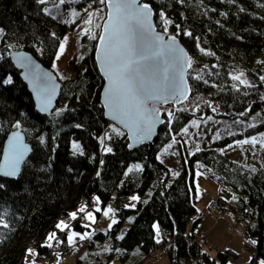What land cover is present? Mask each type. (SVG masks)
Here are the masks:
<instances>
[{
  "label": "trees",
  "instance_id": "obj_1",
  "mask_svg": "<svg viewBox=\"0 0 264 264\" xmlns=\"http://www.w3.org/2000/svg\"><path fill=\"white\" fill-rule=\"evenodd\" d=\"M144 1L153 11L157 30L166 28L177 37L192 61L187 75L191 95L183 107L193 104L198 106L197 114L215 112L228 118L264 115L260 79L264 68L257 64L264 60V0ZM97 2L84 0L74 7ZM50 3L0 0V28L5 33L0 38V157L4 140L17 122L31 148L16 179L0 177L4 185L0 219L8 224L0 225V264H24L29 250L36 261L59 263L68 237L57 223L82 206L98 219L112 198L117 223L111 229L84 227L79 218L70 223L73 231L89 234L85 258L73 264H143L152 253L165 249L173 264H227L236 258L234 252L225 249L211 256L193 235L201 220H193L199 214L195 172L237 194L228 208L218 198L219 207L237 215L247 228L244 237L256 241L248 264L264 260V170L231 161L215 149L189 154L180 147L181 169L172 175L157 155L193 117L180 106L161 108L163 123L150 151L145 145L129 150L126 135L104 119L103 81L93 59L96 39L88 41L84 58L70 60L71 77L62 79L52 70L57 49L73 24L47 15L44 9ZM161 12L170 24H164ZM18 50L32 54L60 82L56 108L49 116L35 111L20 72L9 59L10 52ZM241 73L245 78L240 80L246 83L232 78ZM9 78L11 83H4ZM73 144H79V150ZM133 195L139 198L135 207H126ZM51 232L56 239L49 241ZM97 249L99 253L88 261Z\"/></svg>",
  "mask_w": 264,
  "mask_h": 264
},
{
  "label": "snow or ice",
  "instance_id": "obj_2",
  "mask_svg": "<svg viewBox=\"0 0 264 264\" xmlns=\"http://www.w3.org/2000/svg\"><path fill=\"white\" fill-rule=\"evenodd\" d=\"M98 2L108 8L104 24L95 25L97 28L102 27L103 30L97 36V34L91 33V29H85V34L89 35L90 39L98 38L100 42L99 60L107 80L105 106L109 109L114 120L123 123L130 132L142 140L151 135L153 127L159 121V105L169 101L175 103L181 101L182 98H187L184 76L186 68L191 67L192 61L182 54V50H177L174 47L175 36L169 38L172 43L166 44L163 35L155 33L151 22L152 11L147 3H141V0H98ZM38 3L46 4L47 0H38ZM65 3L66 0H59V4L56 6L59 7ZM44 11L47 12L48 9L45 8ZM102 11L103 9H100L96 14ZM73 15H77V13L74 12ZM92 15V13L89 14V18L85 21L86 24L92 23ZM160 17L165 25L171 23L165 18L163 12L160 13ZM101 18L103 19V17ZM165 31H167L166 28ZM187 34L191 35V33ZM4 35V30L0 28V38ZM59 51L60 54L63 53V44ZM17 62L21 67H31V61L27 58L18 57ZM241 75L243 74L241 73ZM232 78L240 80V76ZM37 79H40L44 85L45 95L42 98V111H48L51 98L55 94V85L52 84L49 87L47 74L39 76ZM196 79H200V77L197 76ZM260 79L264 81V76ZM240 82L246 83L243 80ZM4 83H11V79L9 78ZM38 95L41 93L38 92ZM169 117H171V113H169ZM14 126L19 128V122ZM184 131L187 132V129ZM41 142L43 141L41 140ZM237 143L252 144L253 146L260 143L264 147V135L260 141H257L256 137H251L237 141ZM73 148L79 150L80 145L73 144ZM28 151L27 145L23 143V137L18 132L12 133V140L4 154L3 162L0 163V175L17 177ZM107 151H111V149L109 148ZM136 167L139 169L140 166ZM2 188L4 185L0 184V189ZM131 199L138 200L139 198L133 196ZM131 207L134 208L135 205H131ZM79 211L84 213L85 208L81 207ZM95 211L100 212L101 209L96 208ZM110 212L109 208L103 212V215L108 217ZM70 215L72 219L77 218L76 213ZM86 218L95 223L96 218L92 212H87ZM116 223L117 221L112 219L108 228L111 229L112 225ZM0 225L8 227L3 219H0ZM56 227L64 230L69 226L61 221ZM84 227H89V225H84ZM88 235V233L79 234L73 231L68 236V241L73 243L77 236L83 240ZM47 239L50 241L56 239V233L49 234ZM251 243L256 244V241L253 240ZM47 246L51 247L52 245L48 244ZM259 264H264V260H261Z\"/></svg>",
  "mask_w": 264,
  "mask_h": 264
},
{
  "label": "rangeland",
  "instance_id": "obj_3",
  "mask_svg": "<svg viewBox=\"0 0 264 264\" xmlns=\"http://www.w3.org/2000/svg\"><path fill=\"white\" fill-rule=\"evenodd\" d=\"M47 2H51L45 7L48 9V11L45 12L47 15L51 16L59 22L73 24V28L69 29L63 37L52 63V70L55 71L62 79H66L71 77L69 65L70 60H78L84 58L85 53L88 49V41L92 40L89 38V35L85 34V29H91V33H95L98 36L100 28H97L95 25L102 24V21L104 20L106 15V8L103 7L105 5L102 6L99 2H97L95 5L90 4L88 6L74 7L75 5L84 2V0H66V3L63 5H59V7L56 6L57 4H59V0H49ZM85 9H87V11H85ZM100 9H103V11L99 12V14H96ZM74 12L77 13V15H73ZM90 13L93 14L92 23L86 24L85 21L89 18ZM101 17H103V19ZM162 32L169 35L165 30H163ZM83 36H86L87 41H82ZM62 44L64 45V51L62 54H60L59 50ZM57 56H59V59H57ZM257 64L264 68L263 59H259L257 61ZM237 76H240V78H245L244 74H238ZM184 106L185 107H183L182 105L181 107H183L187 111L189 109L193 117L182 128L177 136H172L169 144L165 146L157 155L158 161L166 169H168L172 175L178 173L181 169V160L179 156L180 147L184 148L185 151L189 154L197 151V148H199V150L215 149L220 152L221 150L223 151L226 146L235 145L237 141H243L245 139H250L251 137H256L257 141H260L262 135H264V115L260 113H253L252 115H249L245 118H228L223 117L222 115L215 112L209 114L200 112L199 114H197L195 112L198 108L197 105L185 104ZM161 113L162 109L160 108V114ZM185 129H187V132L184 131ZM169 145H171V147H169ZM243 148L245 147L241 146V148L237 147L235 149H232L227 152V156H229L232 159L231 161L234 162L238 161L247 165L263 167L264 147H262L260 143H257L255 146L250 144L247 149ZM245 150L249 151L245 152ZM253 150L257 152V155L251 154ZM187 159L188 158L184 159V161H187ZM194 182L196 191L195 199H197L195 205L198 211L202 213H204L205 211L202 210L204 200H201L202 198H208L210 200L211 206L215 209L216 206L219 207L218 203L217 205L215 204V201L217 202L216 198H218V195L225 198L227 201H233L232 199L234 195H236L231 190L220 188L214 181L208 179L200 172H195ZM204 191H206L207 193ZM131 197L129 199V205H133L135 203V200H132ZM109 208L111 209L109 216L105 217L102 213V215L95 220V223H92L88 218H86L88 212L86 208L84 213H81L79 210L71 213H76V216L77 218H79V221L82 223V225H89V227H92L96 230H104L108 227V225L111 223V220L115 217L116 200L114 198L110 200L109 205L106 207V210H108ZM224 211L227 214H230V212L226 210ZM90 212H92L95 216L94 211ZM232 216L235 218L234 221L238 222L237 215L232 214ZM206 218L207 216H204L202 224L196 230V233L199 236L203 234L201 238H203L204 232L207 235V231H209L210 229L212 230L211 232H208V238L206 237V242L208 244H206L204 238V240L202 239L200 241L202 248L211 256L215 255V253L218 251L220 252L224 251L225 249H230L231 251H234V253L236 254V258L229 259L227 264H248L253 258L254 244L251 243V240H247L245 237H243L242 228L238 226L237 222H234L231 219H226L227 223L222 220L210 221L211 219L209 217L208 218L210 220ZM73 220L74 219H72L70 215L69 219H62L58 222L60 223L61 221H63L69 226L68 236L71 234V232H73L72 228L70 227V223ZM229 223L234 226L236 230L235 233L229 232L227 226ZM243 228L246 231L247 228L244 227V223ZM76 233L84 234L87 232L84 231L82 233ZM155 237L157 240H159L160 238L157 227H155ZM80 240L81 239L79 238V236H77L73 243H68L69 246H72L71 250H73V252L68 255L64 254L63 256H61L59 263L56 264H73L77 258H85L84 256L86 246L79 244L78 242ZM247 243L251 245V248L247 246ZM212 247H214L216 251L212 250L214 249ZM99 250L100 249H97L96 252L94 251L92 255L87 257L86 259H88L89 261L90 257L94 258V255L97 254V252L99 253ZM163 252L164 253L159 252L158 257L160 261L157 264H173L168 258L167 254H165L167 253L166 249L163 250ZM32 253V251L28 252L27 258H25L24 260L25 264L32 263V259L30 258V254ZM146 260L143 264H149ZM47 262H50V264L53 263V261L49 259H47ZM112 264L117 263L116 261H113Z\"/></svg>",
  "mask_w": 264,
  "mask_h": 264
},
{
  "label": "water",
  "instance_id": "obj_4",
  "mask_svg": "<svg viewBox=\"0 0 264 264\" xmlns=\"http://www.w3.org/2000/svg\"><path fill=\"white\" fill-rule=\"evenodd\" d=\"M141 3H146V2L144 0H141ZM105 8H106V15H105V18L102 21L101 25L104 24L106 16H107V12H108V8L106 6H105ZM151 11H152V9H151ZM151 22H152V25L155 29V33L162 34L163 38H164V42L166 44L172 43V41H170V39H169L170 37H172V35H167L161 31L157 30V28L154 24V20H153V11H152V16H151ZM102 30L103 29L101 27L99 34L102 32ZM99 47H100V42H99V39L97 38L96 44H95V49L93 52V59H94V62L96 64L98 73H99V75L103 81V86H102V90L100 93V105L103 109L104 119L107 122H109V123L113 124L114 126H116L117 128H119L126 135L129 150H133V149H136L140 146L145 145V146H148L149 151H150V149L152 147L153 140L156 137L157 131L163 123V118L161 117V115L159 116V121L153 127L151 135L145 139H142V140L138 139L136 135H134L132 132H130L129 129L123 123L119 122L118 120H114L112 118V114L110 113L109 109L105 106V88L107 85V80L104 76V73L102 71V66H101V63L99 60V56H100V52L98 51ZM174 47L177 50H182V54L186 58H190L187 49L185 48V46L180 42V40L177 37H176L175 42H174ZM18 57H24V58H27L28 60H30L31 61V67L30 68L21 67L20 64L17 62ZM9 59L12 62L14 68L20 72L19 77H20L21 81L25 84L26 89H27L29 95L31 96L32 102H33L34 107H35V111L40 115L49 116L56 108V103H57V100L59 98V93H60V82L58 81L55 73L53 71H51L50 69L45 68L32 54H30L24 50H18V51L10 52ZM188 71H189V68H186L185 76H184L185 84L187 86V98L186 99L182 98L181 101L175 102V103H173L172 101H169L166 104L159 105V108L162 106H164V107L165 106H172L175 110L179 106L181 107V105L187 101V99L191 95V89H190V86H189V83L187 80ZM44 74H47V77L49 78V87H51L52 84L55 85V94L51 98V105L48 108V111H42V98H43V95H45V93L43 91L44 85L42 84L40 79H37V77L44 76ZM38 92L41 93V95H38ZM14 132H18L23 137V143L25 145H27V147L29 149L28 153L25 156L24 162L26 161V159L28 158V156L31 152V148H30L29 144L26 142L24 134L22 133L21 129L16 128L11 133H9L4 140L2 150H1L0 163L3 162L4 154L8 150L9 144L12 140V133H14ZM148 160H149V162H151L150 154H148ZM24 162H22L21 167H22ZM19 174H18V176H19ZM0 177H2L4 179H16L17 178V177H15V178L4 177L2 175H0Z\"/></svg>",
  "mask_w": 264,
  "mask_h": 264
},
{
  "label": "built area",
  "instance_id": "obj_5",
  "mask_svg": "<svg viewBox=\"0 0 264 264\" xmlns=\"http://www.w3.org/2000/svg\"><path fill=\"white\" fill-rule=\"evenodd\" d=\"M241 146H244L245 148H243V149H247L248 148V146H250V144H238L237 142L235 143V145H232L231 147H229V146H226L225 148H224V150L222 151L221 150V152L226 156V157H229V156H227V152L228 151H230V150H232V149H235V148H241ZM249 150H245V152H248ZM251 154H253V155H257V152L256 151H254L253 150V152L251 153ZM230 158V157H229ZM263 169H264V165H263V167H262ZM209 196V195H208ZM215 204L217 205V202L215 201ZM215 205V206H216ZM199 214H197V215H195L194 216V219H198L199 218ZM207 216L211 219V220H218V219H231V220H235V218L233 217V216H230L229 214H227L224 210H221L218 206H216V211L215 212H207ZM237 224H238V226H240L241 228H242V233H243V237H244V234H245V229L243 228V223H241L240 221H238L237 222ZM250 226V224H247V226ZM228 230H229V232H231V233H235L236 232V230H235V228H234V226H232L231 225V223H229L228 225ZM244 227H245V225H244ZM248 242V241H247ZM85 242H82V244H84ZM247 246L249 247V248H251V245L249 244V243H247ZM72 252V250H71V248H67L66 249V251H65V255H68V254H70ZM146 261H148L147 263H149V264H156V263H158L159 262V259L156 257V256H154L153 254H151L148 258H147V260Z\"/></svg>",
  "mask_w": 264,
  "mask_h": 264
},
{
  "label": "crops",
  "instance_id": "obj_6",
  "mask_svg": "<svg viewBox=\"0 0 264 264\" xmlns=\"http://www.w3.org/2000/svg\"><path fill=\"white\" fill-rule=\"evenodd\" d=\"M194 187H195V182H194ZM203 190H205V189H203ZM204 192H206V191H204ZM219 192V191H218ZM195 194H196V191H195ZM204 195V194H203ZM218 198L219 199H221V200H224L225 202H226V204H225V207L227 208V207H229L230 205H233V203H235V201H236V199H237V194L236 195H234V197H233V201H227L225 198H223V197H221L220 195H218ZM201 199V198H200ZM204 199V200H203ZM196 200L197 199H195V204H196ZM201 200H203V207H202V210H205L204 211V213H202V215H203V217L201 218V220H200V222L197 224V226L192 230L193 231V235H194V237H195V239L196 240H198V241H201L203 238L205 239H203L205 242H206V237L208 238V232H211L212 230L210 229L209 231H207V235H206V233L204 232V236H203V238H201V236L203 235V234H201L200 236L196 233V230H197V228L202 224V220L204 219V216H205V212L206 211H208V210H211V211H215V209H214V207H212L211 206V203H210V200L207 198H202ZM195 207H196V205H195ZM198 210V209H197ZM69 219V218H68ZM206 219H208V220H210L209 218H208V216H207V218ZM218 220H222V221H225L226 223H227V221L226 220H224V219H218ZM218 220H216V221H218ZM210 221H213V220H210ZM226 226V225H225ZM64 230H66V229H64ZM69 230V227L67 228V231ZM68 234V233H67ZM68 237V236H67ZM80 242V241H79ZM69 242H68V240H67V246H69V244H68ZM206 244H208L207 242H206ZM212 248H214V247H212ZM212 250H214V251H216V249L214 248V249H212ZM228 250H230V249H228ZM231 251V250H230ZM159 252H161V253H164L163 251H158V252H155V255L158 257V254H159ZM232 252H234V251H232ZM165 254H167V253H165ZM27 255H28V253L26 254V257L25 258H27ZM30 258L32 259V263L31 264H35V263H37V264H50V262H47V259H43V260H41V261H36V258H35V254H34V252L32 253V254H30ZM42 262V263H41ZM24 264H25V262H24ZM51 264H56V263H51Z\"/></svg>",
  "mask_w": 264,
  "mask_h": 264
}]
</instances>
